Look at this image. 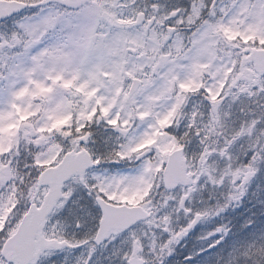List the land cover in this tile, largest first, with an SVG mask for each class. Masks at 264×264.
Segmentation results:
<instances>
[{
  "label": "snow or ice",
  "instance_id": "snow-or-ice-1",
  "mask_svg": "<svg viewBox=\"0 0 264 264\" xmlns=\"http://www.w3.org/2000/svg\"><path fill=\"white\" fill-rule=\"evenodd\" d=\"M255 181L264 0H0V264H173ZM224 264H264V236Z\"/></svg>",
  "mask_w": 264,
  "mask_h": 264
},
{
  "label": "flooded vegetation",
  "instance_id": "flooded-vegetation-1",
  "mask_svg": "<svg viewBox=\"0 0 264 264\" xmlns=\"http://www.w3.org/2000/svg\"><path fill=\"white\" fill-rule=\"evenodd\" d=\"M237 149L239 148V145L236 146ZM236 149H234L235 151ZM195 151H198V143L197 141L193 140L190 144L186 146V152L189 155H192ZM246 160V158H244ZM124 166L123 165H112L107 164L103 166V170L107 171L110 174H115L116 172L120 171ZM259 189H264V183H261L259 181L253 182L252 186L249 188L248 195L242 200L241 204L235 208H229L226 212L221 214V216L215 217L207 221V226H210L212 228L217 227L218 225H226L230 231L233 229H236L238 224L242 221L247 220L249 217L257 216L259 210L264 208V204L261 203V200L264 199V193H261L258 191ZM253 193H257V195H253ZM207 194L204 196V200L207 201ZM217 200H221V197L219 193H217L216 197L212 199L211 201H208L211 204H215ZM222 202V201H221ZM89 208L91 209L93 206L91 205L90 201L88 202ZM196 207H203L202 204L197 203L195 205ZM67 215L66 212L59 213L55 216H53L52 220L55 222L56 220H64L65 216ZM91 224V221L89 222V225ZM201 225H198L197 228L190 233L189 237L186 238V242H181L179 246H177L176 254L173 260V264H178L179 255L184 253V247L187 245L188 249H192L196 247L199 243L196 241L197 231ZM70 236L72 235V230L69 229ZM84 235V231H80L76 233L77 239L82 238ZM219 247L217 245L216 249ZM184 262V260L182 259Z\"/></svg>",
  "mask_w": 264,
  "mask_h": 264
},
{
  "label": "rangeland",
  "instance_id": "rangeland-1",
  "mask_svg": "<svg viewBox=\"0 0 264 264\" xmlns=\"http://www.w3.org/2000/svg\"><path fill=\"white\" fill-rule=\"evenodd\" d=\"M172 2L181 4L183 5L186 0H172ZM259 218V217H258ZM251 222V226L246 228L244 232H239V231H233L228 234L227 240L229 241L228 245H224L218 252L212 253L209 255H204L200 257L197 261L196 264H209L210 260L215 259L216 264H224L225 259H227L229 252L232 250L234 246H239L244 243L257 240L264 236V219L260 220H248L246 222ZM205 224L204 226H206ZM69 229L66 230V234L68 235ZM207 233L206 230H201L200 234H205ZM70 236V235H69ZM189 252H194V251H189ZM189 252H185L183 256ZM63 254H60L57 259L59 260L60 257H62ZM195 258V257H194ZM44 264H47V261L44 262ZM179 264H183L180 262Z\"/></svg>",
  "mask_w": 264,
  "mask_h": 264
}]
</instances>
